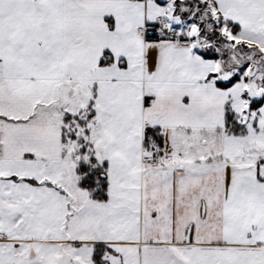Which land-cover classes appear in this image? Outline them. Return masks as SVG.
<instances>
[{"label": "snow or ice", "instance_id": "6c2138e0", "mask_svg": "<svg viewBox=\"0 0 264 264\" xmlns=\"http://www.w3.org/2000/svg\"><path fill=\"white\" fill-rule=\"evenodd\" d=\"M0 264H264V0H0Z\"/></svg>", "mask_w": 264, "mask_h": 264}]
</instances>
